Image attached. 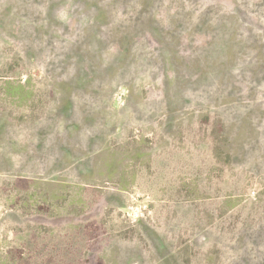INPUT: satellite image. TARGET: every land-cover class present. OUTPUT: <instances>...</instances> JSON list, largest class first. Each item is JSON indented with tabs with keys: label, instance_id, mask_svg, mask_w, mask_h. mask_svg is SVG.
Listing matches in <instances>:
<instances>
[{
	"label": "rangeland",
	"instance_id": "obj_1",
	"mask_svg": "<svg viewBox=\"0 0 264 264\" xmlns=\"http://www.w3.org/2000/svg\"><path fill=\"white\" fill-rule=\"evenodd\" d=\"M0 264H264V0H0Z\"/></svg>",
	"mask_w": 264,
	"mask_h": 264
}]
</instances>
